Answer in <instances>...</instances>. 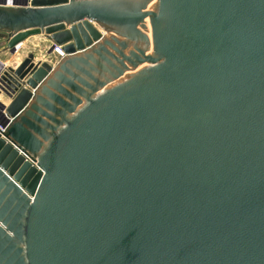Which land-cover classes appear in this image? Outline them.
<instances>
[{
	"label": "water",
	"instance_id": "1",
	"mask_svg": "<svg viewBox=\"0 0 264 264\" xmlns=\"http://www.w3.org/2000/svg\"><path fill=\"white\" fill-rule=\"evenodd\" d=\"M40 35L0 75V264H264V0H0L10 53Z\"/></svg>",
	"mask_w": 264,
	"mask_h": 264
},
{
	"label": "rangeland",
	"instance_id": "2",
	"mask_svg": "<svg viewBox=\"0 0 264 264\" xmlns=\"http://www.w3.org/2000/svg\"><path fill=\"white\" fill-rule=\"evenodd\" d=\"M43 39H46L44 36H33L29 37L24 41L23 47L21 48L20 52H18L16 55L11 54L7 48L4 40L0 39V64H6L7 68H15L17 64L27 56V54H33L34 61H41V62H49L50 64H54L55 61L53 58L55 56H52L51 54L47 53V49L49 46H46L47 43L44 42ZM47 47V49H46ZM149 53V51H147ZM53 62V63H52ZM1 69V68H0ZM4 70L2 69L0 74ZM1 95V94H0ZM4 100L0 97V110L5 109Z\"/></svg>",
	"mask_w": 264,
	"mask_h": 264
},
{
	"label": "bare ground",
	"instance_id": "3",
	"mask_svg": "<svg viewBox=\"0 0 264 264\" xmlns=\"http://www.w3.org/2000/svg\"><path fill=\"white\" fill-rule=\"evenodd\" d=\"M152 3L154 4L155 3V0H152ZM23 43V42H22ZM21 43V44H22ZM21 44L20 45H18V50H15V48H14V52L13 53H11V54H14V55H16L18 52H20V50H21ZM49 48V47H48ZM48 50V49H47ZM60 50V52H61V48L59 49ZM52 55H54L55 56V54H52ZM26 57H24L18 64H17V66L16 67H18V65L25 59ZM34 58V57H33ZM60 59V58H59ZM59 59H57V61L59 60ZM56 61V62H57ZM37 62H40V63H42L41 61H34L33 63L34 64H36ZM55 62V63H56ZM49 63V62H48ZM55 63L53 64V66L55 65ZM16 67L14 68V69H16ZM141 67H147V65H141V66H139L138 67V69H140ZM0 72H1V70L3 69L4 71L0 74V75H4L5 73H8V70L9 69H12V70H14L13 68H7V69H5V65L4 64H0ZM136 69V68H135ZM133 71H135L134 69H131L130 71H128V72H126V74L125 75H130ZM0 93L1 94H3L4 95V93L2 92V91H0ZM5 96V95H4ZM6 97V96H5ZM8 98V97H7ZM9 99V98H8ZM8 106V105H7ZM6 106V107H7ZM5 107V108H6ZM0 116L1 117H3V116H5V109L2 111V110H0ZM0 129H2V127L0 128ZM0 131H2V130H0Z\"/></svg>",
	"mask_w": 264,
	"mask_h": 264
},
{
	"label": "built area",
	"instance_id": "4",
	"mask_svg": "<svg viewBox=\"0 0 264 264\" xmlns=\"http://www.w3.org/2000/svg\"><path fill=\"white\" fill-rule=\"evenodd\" d=\"M21 1L22 0H4V7H6V8H12V7H14V2L15 3H19ZM59 49H60L59 47H54L53 50H52V54H55V58L56 59H59V58H61L63 56L62 55V52H60ZM15 50H18V46L15 47ZM0 130H2V129H0Z\"/></svg>",
	"mask_w": 264,
	"mask_h": 264
},
{
	"label": "crops",
	"instance_id": "5",
	"mask_svg": "<svg viewBox=\"0 0 264 264\" xmlns=\"http://www.w3.org/2000/svg\"><path fill=\"white\" fill-rule=\"evenodd\" d=\"M42 36H44V35H42ZM46 38V37H45ZM44 40V42L45 43H47V45L46 46H49L50 45V41H46V39H43ZM23 44H24V42L21 44V48L23 47ZM46 49H47V47H46ZM52 56H54V55H52ZM54 60H57L55 57L53 58ZM35 62H36V60H35ZM56 62V61H55ZM53 63V62H52ZM5 65V69H6V64H4ZM1 94V93H0ZM0 97L4 100V104H5V106L4 107H6L9 103H10V99H8L7 97H5L3 94H1L0 95Z\"/></svg>",
	"mask_w": 264,
	"mask_h": 264
}]
</instances>
